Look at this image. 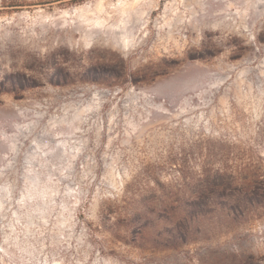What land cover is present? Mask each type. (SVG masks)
I'll list each match as a JSON object with an SVG mask.
<instances>
[{"label": "rangeland", "instance_id": "rangeland-1", "mask_svg": "<svg viewBox=\"0 0 264 264\" xmlns=\"http://www.w3.org/2000/svg\"><path fill=\"white\" fill-rule=\"evenodd\" d=\"M0 264H264V0H0Z\"/></svg>", "mask_w": 264, "mask_h": 264}, {"label": "bare ground", "instance_id": "bare-ground-1", "mask_svg": "<svg viewBox=\"0 0 264 264\" xmlns=\"http://www.w3.org/2000/svg\"><path fill=\"white\" fill-rule=\"evenodd\" d=\"M125 15V14H124ZM93 24H95V25H101V26H103L104 25V21H100V20H96V21H94L93 22ZM118 28L119 29H121V27L120 26H118ZM127 30V29H126ZM116 31V30H115ZM129 32V31H128ZM128 32H127V34H128ZM122 33V32H121ZM126 33V32H125ZM122 34V35H120V36H122L121 37V39L118 41V43L121 45V46H123V47H127V46H129V44H130V42H131V39L133 40L134 38V36H133V34H131V33H129L128 35H126V34Z\"/></svg>", "mask_w": 264, "mask_h": 264}]
</instances>
